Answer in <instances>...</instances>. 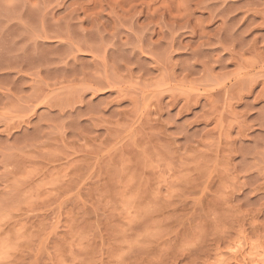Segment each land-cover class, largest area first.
I'll return each instance as SVG.
<instances>
[{
  "label": "rangeland",
  "instance_id": "rangeland-1",
  "mask_svg": "<svg viewBox=\"0 0 264 264\" xmlns=\"http://www.w3.org/2000/svg\"><path fill=\"white\" fill-rule=\"evenodd\" d=\"M0 264H264V0H0Z\"/></svg>",
  "mask_w": 264,
  "mask_h": 264
}]
</instances>
